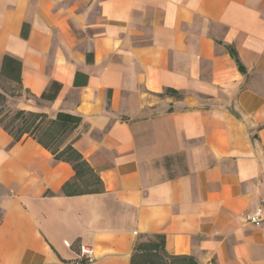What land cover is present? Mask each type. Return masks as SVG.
<instances>
[{
  "label": "crops",
  "instance_id": "obj_1",
  "mask_svg": "<svg viewBox=\"0 0 264 264\" xmlns=\"http://www.w3.org/2000/svg\"><path fill=\"white\" fill-rule=\"evenodd\" d=\"M6 55L32 112L82 118L69 140L104 191L66 196L72 166L0 127V264H131L154 236L197 264H264L247 222L264 200V0H0V70Z\"/></svg>",
  "mask_w": 264,
  "mask_h": 264
},
{
  "label": "trees",
  "instance_id": "obj_2",
  "mask_svg": "<svg viewBox=\"0 0 264 264\" xmlns=\"http://www.w3.org/2000/svg\"><path fill=\"white\" fill-rule=\"evenodd\" d=\"M25 28H27V25L24 26L22 36L27 38L28 33H26ZM230 52L239 70L245 72L236 51L231 48ZM21 62L12 56L6 55L2 62L0 77L7 82L17 84L23 89ZM61 87V84L53 82L40 99L46 102L56 100ZM6 101L7 97L0 93V106L5 104ZM0 115H2L1 110ZM4 119H0V127L13 137L15 143H19L24 137L33 138L47 149L56 161L69 163L72 166L75 176L63 188L66 196L99 194L104 191V185L100 177L74 148V142L69 140L73 131L83 121L80 116L59 112L55 118H50L45 113L20 110L9 124H4ZM131 264H197V262L191 257H186V255H169L166 250L165 237L154 236L136 243Z\"/></svg>",
  "mask_w": 264,
  "mask_h": 264
},
{
  "label": "rangeland",
  "instance_id": "obj_3",
  "mask_svg": "<svg viewBox=\"0 0 264 264\" xmlns=\"http://www.w3.org/2000/svg\"><path fill=\"white\" fill-rule=\"evenodd\" d=\"M0 93L7 97L6 103L0 106V110L2 111L0 119L5 118L4 124H9L11 119L20 110L32 112L30 110V103L33 101V98L28 91L24 90V88L22 89V87L17 84L7 82L0 77Z\"/></svg>",
  "mask_w": 264,
  "mask_h": 264
},
{
  "label": "built area",
  "instance_id": "obj_4",
  "mask_svg": "<svg viewBox=\"0 0 264 264\" xmlns=\"http://www.w3.org/2000/svg\"><path fill=\"white\" fill-rule=\"evenodd\" d=\"M247 222L257 229L264 230V200L259 208L247 217ZM80 256L84 262H93L95 250L91 246L82 244L80 246Z\"/></svg>",
  "mask_w": 264,
  "mask_h": 264
}]
</instances>
